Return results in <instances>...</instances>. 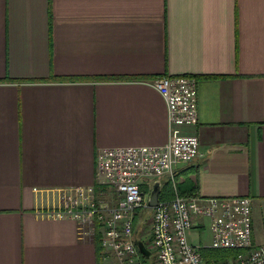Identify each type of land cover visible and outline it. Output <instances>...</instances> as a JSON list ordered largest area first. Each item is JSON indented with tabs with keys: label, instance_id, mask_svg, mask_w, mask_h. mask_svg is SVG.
<instances>
[{
	"label": "crops",
	"instance_id": "1",
	"mask_svg": "<svg viewBox=\"0 0 264 264\" xmlns=\"http://www.w3.org/2000/svg\"><path fill=\"white\" fill-rule=\"evenodd\" d=\"M166 75L198 80L194 126L170 125ZM173 133L204 156L160 197L251 198L264 245V0H0V264H98L61 193L95 185L100 150ZM189 240L211 248L210 221Z\"/></svg>",
	"mask_w": 264,
	"mask_h": 264
},
{
	"label": "built area",
	"instance_id": "2",
	"mask_svg": "<svg viewBox=\"0 0 264 264\" xmlns=\"http://www.w3.org/2000/svg\"><path fill=\"white\" fill-rule=\"evenodd\" d=\"M165 100L171 126L190 127L198 120V80L190 75L162 76L150 83ZM204 154L195 135L173 133L162 147H117L97 154L95 185L61 193L63 215L78 223L81 237L100 234L98 264H206L189 232L195 219L210 221L212 249L239 254L220 264H264V245L252 243V199L248 197L204 199L195 194H176L160 201L153 210L151 234L144 257L136 245L135 216L149 208L144 184L164 177L174 181L179 165ZM153 185V184H152ZM107 189V190H106ZM112 192V193H111Z\"/></svg>",
	"mask_w": 264,
	"mask_h": 264
},
{
	"label": "trees",
	"instance_id": "3",
	"mask_svg": "<svg viewBox=\"0 0 264 264\" xmlns=\"http://www.w3.org/2000/svg\"><path fill=\"white\" fill-rule=\"evenodd\" d=\"M166 188H168L166 190L167 192L168 191L172 192L171 184H170V187L167 185ZM160 198H161V201L167 200L166 197L164 196H161ZM100 239H101V236L100 234H98L95 239V244L99 250H100ZM200 252L203 258L205 259L206 264H218L222 261L228 260L230 258H234L239 254V251H236V250H218V249H212V248H201ZM140 254L142 255L145 263H147V260L144 258L146 256H144L141 252Z\"/></svg>",
	"mask_w": 264,
	"mask_h": 264
},
{
	"label": "rangeland",
	"instance_id": "4",
	"mask_svg": "<svg viewBox=\"0 0 264 264\" xmlns=\"http://www.w3.org/2000/svg\"><path fill=\"white\" fill-rule=\"evenodd\" d=\"M152 184H146V186H142V188L146 189L147 193L150 194L151 190H152ZM107 190V189H106ZM112 193V192H111ZM141 214L137 215L136 217V221H135V231L136 229H138V234L136 235L135 233V237H137L138 235L140 236L137 237L139 238V240L142 241H149L150 239V234H151V224H152V216H153V210L150 208L144 209L139 211ZM146 246H148V243H146ZM157 261L155 260L154 257L150 258V264H156Z\"/></svg>",
	"mask_w": 264,
	"mask_h": 264
},
{
	"label": "water",
	"instance_id": "5",
	"mask_svg": "<svg viewBox=\"0 0 264 264\" xmlns=\"http://www.w3.org/2000/svg\"><path fill=\"white\" fill-rule=\"evenodd\" d=\"M164 184L163 180H155L153 185H152V190H151V194L150 197L148 199V206L150 209H154L155 207H157L161 201L160 198V194H161V188ZM136 245L138 246L140 252L148 257L150 255L149 251L147 250L145 244L143 243V241H137Z\"/></svg>",
	"mask_w": 264,
	"mask_h": 264
}]
</instances>
